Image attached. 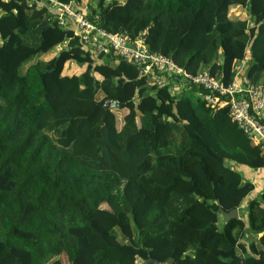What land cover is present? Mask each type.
<instances>
[{
    "label": "trees",
    "instance_id": "1",
    "mask_svg": "<svg viewBox=\"0 0 264 264\" xmlns=\"http://www.w3.org/2000/svg\"><path fill=\"white\" fill-rule=\"evenodd\" d=\"M85 10L110 33L146 30L151 51L190 73L228 84L244 63L264 85V0ZM51 17L38 0H0V264H264V187L254 195L238 169L264 168V154L228 107L154 85ZM110 102L125 112L120 127Z\"/></svg>",
    "mask_w": 264,
    "mask_h": 264
},
{
    "label": "built area",
    "instance_id": "2",
    "mask_svg": "<svg viewBox=\"0 0 264 264\" xmlns=\"http://www.w3.org/2000/svg\"><path fill=\"white\" fill-rule=\"evenodd\" d=\"M31 6L33 0H24ZM52 12L61 26H70L85 48L92 52H112L137 66L140 75L157 86H166L172 94L180 95L191 88L214 108L227 106L231 119L264 154V85L253 84L243 75L224 84L206 69L190 73L171 58L151 51L145 43L146 30L131 39L125 32L110 33L87 18L86 8L74 2L38 0ZM237 75V74H236ZM116 111V103H108ZM136 264L138 260L135 261Z\"/></svg>",
    "mask_w": 264,
    "mask_h": 264
},
{
    "label": "crops",
    "instance_id": "3",
    "mask_svg": "<svg viewBox=\"0 0 264 264\" xmlns=\"http://www.w3.org/2000/svg\"><path fill=\"white\" fill-rule=\"evenodd\" d=\"M88 3V0H82V5L80 6V8H86V4ZM240 8L234 7L231 9V14L232 15H236L237 13H235L236 11H239ZM243 15H245L243 13ZM60 49V47H59ZM57 52L56 48L49 54L46 55V57H50L52 54H55ZM69 66L71 67V72L70 73H79L81 72V69L78 68L77 66H73V64L69 63ZM69 67V68H70ZM245 65L244 63H242V65H239L237 70V75H234L233 79L238 78L239 76L243 75L245 73ZM65 71H68L67 69H65ZM239 171L242 173L243 177L247 180H250L253 184H254V190H253V194L255 195L257 192H259L261 190L262 187H264V168L262 169H258V170H251L249 168H246L245 166H241L238 168ZM242 207V205H241ZM241 214H245V210H244V206H243V210L241 212ZM238 216H239V211H238ZM256 236H252V238H255Z\"/></svg>",
    "mask_w": 264,
    "mask_h": 264
},
{
    "label": "water",
    "instance_id": "4",
    "mask_svg": "<svg viewBox=\"0 0 264 264\" xmlns=\"http://www.w3.org/2000/svg\"><path fill=\"white\" fill-rule=\"evenodd\" d=\"M47 26H45L43 28L46 29ZM58 54H56L57 56ZM218 211L220 213H222L223 217H224V220H229V219H232V218H237L238 217V209L237 208H232L230 211L228 212H224L221 208L218 209ZM144 264H159V262L156 260V259H147L144 261Z\"/></svg>",
    "mask_w": 264,
    "mask_h": 264
},
{
    "label": "rangeland",
    "instance_id": "5",
    "mask_svg": "<svg viewBox=\"0 0 264 264\" xmlns=\"http://www.w3.org/2000/svg\"><path fill=\"white\" fill-rule=\"evenodd\" d=\"M235 13L240 14L241 12L239 10V11H236ZM56 50L58 51L59 47H57ZM51 52H52V50L49 51L48 54ZM116 112H117L116 113V125H117V127H120V125L122 124V117L125 114V112L121 111V110H118ZM58 260H59L60 264H70V262L67 260V258L63 255L59 256Z\"/></svg>",
    "mask_w": 264,
    "mask_h": 264
}]
</instances>
